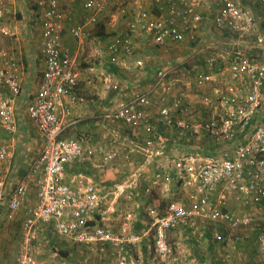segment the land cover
I'll return each mask as SVG.
<instances>
[{
    "label": "built area",
    "instance_id": "obj_1",
    "mask_svg": "<svg viewBox=\"0 0 264 264\" xmlns=\"http://www.w3.org/2000/svg\"><path fill=\"white\" fill-rule=\"evenodd\" d=\"M71 1L75 0H36L45 69L40 89L27 105V116L44 142L10 189L14 145L9 140L0 143V209L7 210L9 219L19 211L23 214L17 264H47L36 253L43 241L38 234L51 249L57 248L56 236L97 247L107 264H142L146 246L161 263L167 257L177 261L172 233L185 228H206L204 235L213 227L256 229L264 243V52H249L253 46L264 49V16L244 0H213L216 29L256 37L255 45L249 41L245 47L219 43L200 47L197 53L223 49L219 54L223 60L217 61L215 55L207 58L196 78L199 87H208L199 99L176 88L171 76L179 62L162 66L150 87L134 90L97 116L103 126L112 125L110 135L97 144L87 133L68 134L80 121L75 107L89 99L81 92V73L64 36L68 33L82 41L87 28L99 22L114 0H78L80 18L69 6ZM257 2L264 9V0ZM146 7L137 10L125 33L108 41L110 63L133 56L142 34L166 50L170 43L197 41L203 20L197 0H148ZM6 15L0 7V20ZM97 38L101 45L104 40ZM144 60L138 58L136 64L143 66ZM21 89L19 63L6 55L0 64V129L12 138L19 132L16 104ZM121 89L120 81L107 77L103 96ZM98 153L99 160L93 162L97 168H118L117 160H127L118 168L121 179L114 183L113 199L107 198L89 168L86 173L75 168ZM135 153L143 155L141 163L133 159ZM114 210L127 220L122 231L109 217ZM143 210L147 217L140 219ZM138 221L140 229L135 228ZM208 236L226 244L235 241L221 233ZM223 255L228 261L233 256Z\"/></svg>",
    "mask_w": 264,
    "mask_h": 264
},
{
    "label": "rangeland",
    "instance_id": "obj_2",
    "mask_svg": "<svg viewBox=\"0 0 264 264\" xmlns=\"http://www.w3.org/2000/svg\"><path fill=\"white\" fill-rule=\"evenodd\" d=\"M75 1L77 9L73 11L76 13L77 17L80 18L82 14V8H80L81 4L78 0ZM135 1L136 0H114L112 7L100 16L99 22L87 28L86 35L82 41H78L71 36H68L67 38L68 42L66 43L72 48L73 54L76 57L77 69L81 73V92L85 96L87 95L89 99L88 105L85 104V106L75 107L76 115L80 116L81 120L69 131V135H81L87 133L91 136V141L97 144L103 143V136L105 134L110 135L109 129L112 128V125L106 124V126H103L102 122L97 123V117L93 119L96 120L95 122L93 121V123L91 121L92 119L87 117V113L98 114L101 112L97 107L103 100L99 101L97 104H94L93 100L96 101L98 99V95L102 91V83H104L105 78L107 77L121 82L122 89L118 91L119 94L117 99L128 98V95L134 90H145L150 87L152 83H154L155 76L153 77V74L155 75L156 71L162 66L171 62L180 63L183 59L186 60L189 58L190 60L188 61H190L192 65H188L190 62L181 64L173 72L171 77L174 80L178 91L185 93L192 98L199 99L208 87H199L197 85L196 78L198 73L204 70L207 58H210L212 55L217 56V61L221 62L223 58L219 54L223 53V49L206 48L204 51L197 53L198 50H192L193 46L196 45L197 49H199L203 45L219 43V40L223 41L219 44H225L230 47L238 45H240V47H245V43L248 42V44H250L249 41H251L252 45H255L253 43H255L256 37L251 39V37H240L235 34H222L215 31V34L210 40H205V37H198L196 42H189V48H183L184 51L181 52L183 55L176 54L174 59L168 61L163 52L161 54H155L154 52H151V54H143L142 51V53L139 52V45L147 50L150 49V51L159 49V46L155 45L154 42H152V39L145 37V35L142 34L137 38L139 43L137 44L138 50L135 51L133 56L126 58L129 67H126V71H124L120 69L119 64H112L109 62L107 43L111 38L118 37L128 30V25L136 17V12L139 8V4ZM244 4L248 8H256V10L254 9L256 13L260 16H264V9L257 0H244ZM0 7L2 6L0 5ZM1 23L2 22H0V26ZM261 30L264 33V19L262 21ZM98 36H101V39L104 40L101 45H98L97 43ZM236 38L242 39V43L234 44L231 42L232 39ZM12 42L16 41L10 36L3 38L0 35V50L2 48H7ZM252 48L253 50H257L255 54L261 53L264 50L257 46H253ZM142 57L145 59L144 65L138 66L136 60ZM221 67H223V64ZM146 74L147 81L145 83H138L136 81L138 77L141 79ZM152 78L153 80H151ZM215 84L218 85L217 82H215ZM110 133H112V131ZM122 135L124 141L129 137L125 128H122ZM99 158L100 155L98 153L88 162L84 161L76 163L75 168H84L85 171L86 167L89 168L88 171L92 173L96 181L100 183L104 192L107 194V198L113 199L114 183L121 179L120 170L125 164H127V160L121 158L116 161L114 167L117 166L120 169L118 170V168H111L108 167V165L105 168L95 167L93 162L99 160ZM133 159L136 160L135 162L137 164L141 163L143 161V155L135 153ZM147 200L146 197L141 199L144 209L148 203ZM118 208L120 209L121 206L118 205ZM109 214L116 230L122 231L125 227V222L127 221L124 216H118L117 211L115 210L109 212ZM138 217L140 219H145L147 217L146 212L144 210L141 211L138 213ZM6 220L8 221V225L5 230L0 229V237L7 241L12 240L16 242L15 247H13L12 250L8 249L6 254H4L8 256L6 263L12 264V259L14 258L13 254H16V249L18 254L20 241L23 236V214H17L15 220L14 218H7ZM139 223L141 222H137L136 229L142 227V224L138 225ZM205 231L206 228L194 227L192 229H182V231L178 233H172V246L175 254L179 257L177 261L167 257V259L161 263L160 260L156 258L155 253L150 250L151 247L145 245L146 247L143 248V253L146 252L148 258H146V255L145 257L143 255L144 260L142 261V264H264V243L260 242L258 238V234H260L259 230L244 229L229 231L225 228L216 227L214 229L213 227L204 235ZM209 232L224 234L227 239L230 237L235 241L229 244L222 241L218 242L217 240L213 241L212 236H208ZM38 237L43 241L38 243L39 247H37L36 253L40 258L45 259L47 264H107L104 260L99 258V250L97 247L90 248L85 245L72 244L63 238H60V236H56L58 239V242L55 243L57 248L51 249L49 245L50 243L48 244L45 242L41 234H38ZM226 252H230L233 255L229 261L224 258L223 254ZM246 254L249 256L247 257Z\"/></svg>",
    "mask_w": 264,
    "mask_h": 264
},
{
    "label": "crops",
    "instance_id": "obj_3",
    "mask_svg": "<svg viewBox=\"0 0 264 264\" xmlns=\"http://www.w3.org/2000/svg\"><path fill=\"white\" fill-rule=\"evenodd\" d=\"M197 1L201 4L203 8V20L198 29V37H205V40H210L212 36L215 34V31L219 32L215 27L214 18H213L215 11L213 0H197ZM135 2L138 3V0H136ZM147 3L148 0H141V3L140 5H138L139 8L137 10L146 7ZM0 5L7 11V15L2 19V21H0L2 22L0 26V35L3 38L10 36L13 40L16 41V42H12V44H9L7 48H2L0 50L1 62L6 55H12L17 59L19 63V73H20L21 88H22L21 94L16 104L17 118L19 121L18 134L14 138H12L5 131L0 129V143L5 140H9L14 145L12 170L8 180L9 189H10L11 186L15 185L19 181V179L26 173L29 164L40 153L43 147L44 141L38 128L35 125H33V123L29 120L27 116V105L35 97L36 93L40 89L43 79V72L45 69V63L41 53V26L38 23H36L35 20V13L37 8L36 0H0ZM69 6L71 7L72 10H76L77 9L76 1H71L69 3ZM253 9L256 10V8ZM68 36H70L68 33H66L64 36L66 42H68L67 40ZM145 37H149V36H145ZM149 38L152 39L151 37ZM189 42L191 41L187 39L181 43H175V42L170 43L169 48L167 50L164 47L159 46L158 50L150 51V49L147 50L141 45H139L138 49H140L139 52L142 51L143 54L145 53L151 54V52H154L155 54H161L163 52V54L166 56V60L169 61L171 59H174L176 54L183 55L181 54V52L184 51L183 49L184 47L189 48ZM218 42L221 43L223 41L219 40ZM136 43L139 44L137 39H136ZM70 49L72 51L71 47ZM199 49H197L195 45L193 46L192 50L196 51ZM249 52L253 54L257 52V50L251 49ZM188 62L190 61L183 59L178 66ZM119 66L120 69L124 71H126L125 70L126 67H129L125 59L119 64ZM156 73L155 75L153 74V77L155 76L154 80L156 79V75H157ZM146 78H147V74L144 75L141 79L138 77L136 81L138 83H145L147 81ZM151 80H153V78ZM101 87H102V91L101 93H99L98 99L96 101L93 100L94 104H97L99 101L103 100L101 102L103 104L99 103V106L97 107L98 110H101V112L98 114L87 113V117L92 119L91 120L92 122L93 121L95 122L96 120H93L94 118H96L98 115L100 116L101 114H103L105 110L110 108L114 104V102L119 99V98L117 99L119 92L116 90L110 91L107 94V96L104 97L103 96L104 83H102ZM131 94H129L128 97ZM86 105H88V103ZM75 115H76V111H75ZM96 122L101 123V121L99 120H97ZM80 170L86 173L84 168ZM21 212L22 211H19V213L17 214H22ZM7 218H8L7 210L4 207H2L0 209L1 230H5V228L7 227L8 225L7 224L8 221L6 220ZM15 244L16 242L12 240L7 241L6 239L0 237V264L6 263L8 256L4 254H6L8 249L12 250L13 247H15ZM13 255L14 258L12 259V264H17L16 262L17 249H16V254ZM143 255L144 257L146 255V258H148L146 252H144ZM246 256L248 257L249 255L246 254Z\"/></svg>",
    "mask_w": 264,
    "mask_h": 264
},
{
    "label": "trees",
    "instance_id": "obj_4",
    "mask_svg": "<svg viewBox=\"0 0 264 264\" xmlns=\"http://www.w3.org/2000/svg\"><path fill=\"white\" fill-rule=\"evenodd\" d=\"M189 66H191L192 65V63L190 62L189 64H188ZM141 223H139L138 225H140Z\"/></svg>",
    "mask_w": 264,
    "mask_h": 264
}]
</instances>
